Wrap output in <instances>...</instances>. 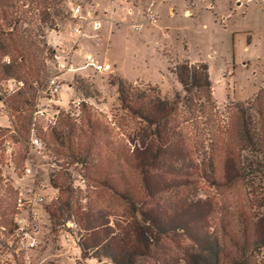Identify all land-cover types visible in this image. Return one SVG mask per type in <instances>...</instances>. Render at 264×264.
Returning a JSON list of instances; mask_svg holds the SVG:
<instances>
[{
  "label": "trees",
  "instance_id": "1",
  "mask_svg": "<svg viewBox=\"0 0 264 264\" xmlns=\"http://www.w3.org/2000/svg\"><path fill=\"white\" fill-rule=\"evenodd\" d=\"M73 3L0 0V77L24 84L6 98L16 132L10 135L16 146L14 163L18 169L23 167L34 124L60 166L50 174L58 190L57 198L46 207L50 218L57 225L71 221L77 226L83 257H106L113 264H162L166 249L179 243L172 240L159 204L167 199L184 207L192 200L206 210L211 228L208 243L216 246L217 260L227 256L226 264H252L253 249L264 248V88L250 102L235 103L231 118L224 121L205 63L183 61L171 70L181 87L172 100L155 93V87L143 89L112 74L109 80L116 86L121 111L114 125L96 107L82 102L79 121L64 115L45 132L33 118L37 91L47 65H52L45 32L59 31L73 22ZM76 88L83 99L93 97L80 83ZM189 123L204 125L200 142H192L184 132ZM6 130L0 127V137ZM177 135L182 137L176 142ZM174 146L191 165L173 167ZM4 160L0 154V166ZM166 163L169 170L160 174ZM78 166L83 172L76 170L78 175L86 181L84 188L75 185L72 171ZM70 167L72 171L67 170ZM207 187L212 191L199 195ZM232 190L244 196L243 202L227 201L226 192ZM15 193L12 179L0 167V251L14 229ZM100 193L126 214L128 224L121 237L109 230L110 221H96ZM200 256L176 261L198 264Z\"/></svg>",
  "mask_w": 264,
  "mask_h": 264
},
{
  "label": "rangeland",
  "instance_id": "2",
  "mask_svg": "<svg viewBox=\"0 0 264 264\" xmlns=\"http://www.w3.org/2000/svg\"><path fill=\"white\" fill-rule=\"evenodd\" d=\"M72 1L74 2L72 7L80 4L83 8L95 9L102 26L112 24V28L105 34L110 41L108 45L96 47L89 40L83 42L85 48L97 59L110 63L111 69L96 72L89 68H83L59 73L53 63L51 66L47 65L48 69L43 84L48 77L57 74L62 82V88L56 96L55 102H52L48 107L50 114L54 111L59 112L55 123H49L43 116L36 120L38 125H43L45 132L48 127L56 126L59 118L64 115H69L79 121L82 102L96 107L114 125L118 116L121 115V111L118 109L116 86L109 80V75L112 74H118L126 82H131L143 89L155 87V93L172 100L177 92H180L181 87L176 74L171 70L183 61L205 63L213 83V96L217 102L219 115L224 121L231 118L235 103L250 102L258 90L264 88V0H117L120 4L116 5V10H112V13L103 11L102 7L111 5L116 0ZM151 3H154L158 10L159 7H167L168 11L173 9L174 14L169 15L168 18H163L161 15L156 24H145L139 32L131 30L129 23L134 18L135 8L145 9ZM195 3L197 4V13H193V17L183 18L182 12H180L183 4L184 6L187 4L193 10ZM125 13L132 15L130 22L122 19ZM164 22H168L169 27H158ZM71 25L72 23L59 31L46 30L45 38L47 46L52 49V57L55 43L58 40L66 41L68 39ZM178 27L183 29L182 32L177 30ZM164 33H167V36H164ZM75 63V65H81V58H76ZM0 79L4 80L1 77ZM79 83L85 89L88 88L87 83L91 84V88L88 90L90 89L92 98H82L81 92L76 88ZM15 91H5V85H0V127L7 129L5 134L0 137V154L5 157L4 164L0 167L5 176L12 179L16 190L12 214L13 228L15 227V200L18 190L30 181V177L24 175L25 167H32L33 182L38 184L46 195L47 204L45 205L46 223L43 229L42 243L26 253H20L15 257L11 256L9 264H113L106 257H102V260L83 257L78 246L77 226L74 224L72 229L70 228L72 238L76 243H66L61 235L65 229H69L65 224L67 221L57 225L56 221L50 218L46 207L58 196V190L51 184L50 174L53 171H58L60 166L56 165L54 157L50 156L43 136L36 127L35 133L44 143L42 151L37 152L31 149L28 140L29 149L23 167L18 169L14 163L16 146L10 135H15L16 132L11 124L12 117L6 104V98ZM37 98L34 100V107L36 108V104L44 107L45 95L41 94L39 99ZM116 114L119 115L116 116ZM195 125L185 124L184 132L186 131L188 137L192 138V142H200L204 138V125L202 123H195ZM181 137L177 135L175 141H179ZM6 141L10 142L9 148ZM171 157L174 168H186L191 165L187 156L179 152L175 146ZM67 170L72 171V167ZM76 170L83 173L80 166L72 171L75 185L84 188L86 181L78 175ZM168 170L169 164L166 163L162 165V171L159 173L164 174ZM206 191L212 190L207 187L205 192L201 191L199 195L204 196L208 193ZM229 193L234 195L235 191L226 192L227 197L225 198L227 201H231L230 203L233 199L243 202V195L237 193L235 196L238 197L232 198ZM99 198L102 202L96 211V221L100 223L104 220L110 221L109 230L113 231L114 235L121 237L124 234L122 228L127 227L128 224L123 218L126 214L123 209L115 208V204L102 193ZM189 201V204H185L184 207H179L177 203L167 199L159 204L162 214L168 221L169 228L172 229V240L179 243V246H176L174 242L171 248L166 249V257L161 263L177 264L178 257L188 259L190 255L198 253L201 255L198 260L196 259L198 264H226L229 258L224 256L218 261L216 246L213 242L208 243L211 239V228L209 220L205 218L206 210H203L201 204ZM252 213L250 214L252 215ZM177 227L178 231H175L173 228ZM131 229L129 227V230ZM250 233L253 235V230H250ZM10 236L6 239L0 255L5 251ZM207 244H210L208 249L203 251L202 248ZM128 248L129 246H126L125 249ZM251 254L254 264H264V248L253 249ZM6 256L9 257L7 254ZM183 263L184 261L180 262V264Z\"/></svg>",
  "mask_w": 264,
  "mask_h": 264
},
{
  "label": "built area",
  "instance_id": "3",
  "mask_svg": "<svg viewBox=\"0 0 264 264\" xmlns=\"http://www.w3.org/2000/svg\"><path fill=\"white\" fill-rule=\"evenodd\" d=\"M171 11L173 12V9ZM133 14L134 18L129 23V28L138 32L143 29L145 24H156L159 18L157 11L154 9V3H151L145 9L135 8ZM71 16L73 22L67 36L68 39L66 41L58 40L53 48V57L51 60L56 70L59 73L76 71L83 68H89L96 72L110 70V63L97 59L83 44L85 40L91 41L96 47L110 43L109 38L103 32L102 22L97 17L95 9L83 8L82 5L78 4L71 8ZM164 36H167V33H164ZM76 58H81V65H75ZM4 60L9 62L8 57H5ZM1 84L5 85V91H15L24 86L22 81H17L13 78L0 79ZM61 88L62 82L59 76L55 74L48 77L38 89L37 99H39L41 94H44L46 102L44 107L36 104L33 113L34 121L38 117L43 116L49 123H55L59 112L54 111L50 114L48 107L52 102H55V98L60 93ZM30 132L29 145L31 149L41 152L44 143L36 135L34 124ZM6 145L9 148L10 142L6 141ZM24 175L30 177V181L22 185L18 190L15 200V227L7 242L5 251L0 255V264H9L11 262V256L15 257L20 253H26L37 248L42 243V234L46 223L44 216L46 213L45 205L47 204L46 195L42 192L40 186L33 182L34 174L31 166L25 167ZM65 224L69 229L64 230V233L61 235L62 239L66 243H76L71 233L74 223L67 221Z\"/></svg>",
  "mask_w": 264,
  "mask_h": 264
},
{
  "label": "crops",
  "instance_id": "4",
  "mask_svg": "<svg viewBox=\"0 0 264 264\" xmlns=\"http://www.w3.org/2000/svg\"><path fill=\"white\" fill-rule=\"evenodd\" d=\"M239 3V2H238ZM251 3V2H250ZM115 4V5H114ZM120 4V2L118 1L117 2V0L115 1V3H113V4H111V5H108V6H106V7H102V9H103V11L105 10L106 12H108V13H112V10H116V5H119ZM197 4L195 3L194 4V8L195 9H193V10H191L190 8H189V6L186 4L185 6H184V4H183V6L180 8L181 9V11L180 12H182V16H183V18L184 17H186V18H190V17H193V13H197L196 12V10H197V6H196ZM165 6V5H164ZM162 8V9H161ZM159 7V10H161L160 12H159V10L158 9H156V5L154 6V9L157 11V13H158V16L159 17H161V15L163 16V18H165V17H167L168 18V16L169 15H173L174 13L170 10V11H168V8L167 7ZM125 10V9H124ZM193 11H195V12H193ZM203 14V13H202ZM130 18V19H129ZM122 19H124V21H128V22H130L131 20H132V15L131 14H124V17H122ZM114 24V23H113ZM158 27H162V28H167V27H169V24H168V22H164V23H162L160 26H158ZM112 28V24L111 23H109L108 25H106V24H104L103 25V32H104V34H106V33H108V31L110 30ZM177 30L178 31H181L182 32V28H177ZM101 61V60H100ZM102 61H105V60H102Z\"/></svg>",
  "mask_w": 264,
  "mask_h": 264
}]
</instances>
